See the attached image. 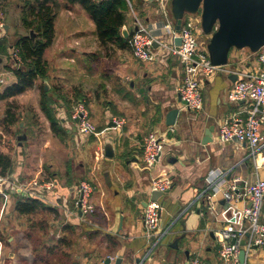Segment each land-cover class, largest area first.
<instances>
[{"label":"crops","instance_id":"0c3cea01","mask_svg":"<svg viewBox=\"0 0 264 264\" xmlns=\"http://www.w3.org/2000/svg\"><path fill=\"white\" fill-rule=\"evenodd\" d=\"M59 2L61 7L55 19V37L46 48L44 57L47 62L56 65L51 72L59 69V73H65L64 69L70 70L78 79L63 80L56 77L51 80L47 73L46 77L37 78L33 87L40 85L42 89L40 109L42 91L45 89L48 92L57 115L59 111L64 115L59 117L68 134L64 140L57 136L42 111L49 121L50 132L62 142V149L55 150L46 141L37 150V140L35 146L23 142L6 148L0 139V154L7 155L10 160L5 174L20 182L52 180L55 183L48 193L37 197L48 208H40L31 214L21 213L16 205L23 197H35L22 195L10 188L0 191V264H107L108 257L111 258L109 264H115L118 257L123 259L121 264H136L151 249L144 234V208L151 196V180L166 174L172 177L173 185L163 197L166 210L161 225L162 228L171 226L172 232L150 252L144 264H187L189 259L198 256L200 252L204 253L203 257L199 255L204 264H228L219 257L221 242L215 231L243 225L241 213L248 203L244 195L245 186L258 178H264V162L257 170L247 144L236 140L220 142L215 137L226 118L247 116L251 101L230 102L228 93L239 80L235 73L237 70L264 69V62L259 60L264 47L257 52L248 47H232L224 71L202 82L203 108L200 111H189L180 99L179 86L184 71L178 59L167 62L141 61L135 57L131 43L129 49L110 44L108 46H113L116 57L130 52L131 57L123 59L120 69L131 67L128 71L124 68L122 75L116 74L120 70L117 66L110 65L112 67L109 69H103L108 58L104 53L105 46L99 42L97 33L87 34L78 24V13L84 8L79 3ZM131 4L124 25L130 33L135 30V20L140 16L134 4ZM21 5L22 0H3L0 4V16L5 18L11 15L10 22L22 26L16 33L18 39L26 35L24 28L27 29L22 24ZM139 18L156 33L167 35L168 31L163 28L164 19L159 18L157 13ZM10 22L6 23V34L12 33ZM0 36L6 40L4 35ZM203 39L209 42L210 35H203ZM11 46L5 52H0V71H9V81L4 88L17 80L15 69L11 66ZM133 61L140 64L131 65ZM69 62L74 65L69 66ZM106 70L111 72L110 77L112 74L116 77L117 87L110 90L112 98L102 103L98 101L102 112L96 121L100 125L99 131L106 129L109 134H91L81 144L74 127L66 124L65 115L70 116L72 110L70 98L74 92L84 97L88 90V80L100 78V73ZM13 77L15 80L10 82ZM20 94L0 97V104ZM79 100H84L89 108L86 99ZM176 107L180 108L174 123L176 129L169 133L165 152L159 161L152 168H147L142 160L144 138L151 130L163 132L168 126L174 125L167 124L166 118L168 112ZM95 110L97 107L94 113ZM117 117L125 119L121 128L110 126ZM5 119L4 123L11 128V137L13 125L17 121L9 124ZM210 125H215L213 140L204 144L205 131ZM262 133L264 138V124ZM1 135L4 133L1 132ZM109 136L113 137L114 158H107L104 154V141ZM32 151L34 157L31 158L29 155ZM59 151L62 153V166ZM212 169L221 170L222 175L217 177L213 185H208L206 176ZM106 173L111 184L107 181ZM83 175H89L94 180L91 198L95 211L91 215H82L74 203ZM206 190L211 193L210 198ZM224 199L225 202H222ZM40 211H44L46 216L32 221ZM42 228L44 234L50 231L55 237L43 242L48 255L38 257L32 240L34 229ZM71 235H75V238ZM175 243L178 247L170 246ZM59 250L62 258L51 259ZM152 253L154 256L150 260ZM257 256L258 253L252 259L253 264H264V253ZM246 261L250 263L248 256Z\"/></svg>","mask_w":264,"mask_h":264},{"label":"built area","instance_id":"2783aa9c","mask_svg":"<svg viewBox=\"0 0 264 264\" xmlns=\"http://www.w3.org/2000/svg\"><path fill=\"white\" fill-rule=\"evenodd\" d=\"M162 5L163 14L166 17L163 21V28L167 35L172 36V43L160 39L161 34L156 33L147 23L139 17L135 20L133 35L130 43L136 58L141 61H169L178 59L183 66V79L179 86V94L184 102L185 109L189 111H200L203 108L202 82L211 78L216 73L224 71V65L214 64L208 49V41L203 40L201 45L196 32V24L193 19L183 18L180 32L175 30V20L169 19L165 4L172 0H156ZM129 4L131 1L128 0ZM6 23L0 16V34L6 32ZM163 31V30H162ZM181 37V43L176 44L175 38ZM157 43V44H156ZM156 44V45H155ZM164 47L166 50L160 59L153 52L154 48ZM12 69L21 67L24 60L21 49L17 45L10 47ZM259 60L264 62V52L259 54ZM239 80L228 93V101L240 102L250 100L251 108L246 117L239 115L226 118L219 126L216 139L220 142H230L237 138L238 142H244L250 148V155L254 159L255 168L258 170L264 162V138L262 126L264 124V69L251 71L241 69L235 72ZM9 81V71H0V92ZM70 117L77 122L80 134L89 136L100 134L97 125L93 122L89 108L84 100H79L71 111ZM115 127L121 128L125 119L114 118ZM175 124L168 126L163 132L151 130L144 138L143 163L145 167L152 168L165 152L168 135L175 131ZM101 150L103 147L101 146ZM222 171L212 169L206 176L208 185H213ZM173 179L170 175H159L153 177L150 184V193L160 191L161 198L149 199L144 208L145 237L150 243V252L166 238L172 231L171 226L162 228V215L166 210L164 195L172 188ZM55 186L52 180L20 182L10 175L3 174L0 170V191L12 189L22 195L30 197H42L43 194ZM94 187L89 181H81L78 186V194L75 198L76 208L84 214H92L95 211L92 202ZM210 198L212 195L205 191ZM229 194V193H228ZM244 195L248 203L243 208L241 217L243 225L239 228L225 227L215 231L216 237L221 242L219 257L228 264H247V256L255 245L264 247V178H258L250 185L245 186ZM234 240V242H233ZM244 240L245 244L241 245ZM245 249V263L240 261V251ZM139 260L136 264H144L150 255ZM187 264H204L199 256L189 259Z\"/></svg>","mask_w":264,"mask_h":264},{"label":"rangeland","instance_id":"374dc122","mask_svg":"<svg viewBox=\"0 0 264 264\" xmlns=\"http://www.w3.org/2000/svg\"><path fill=\"white\" fill-rule=\"evenodd\" d=\"M132 3L135 6L136 12L138 15H140L141 17H144V15H149L153 12L158 14V17L161 19H166V17L163 14V9H162V5L157 2L156 0H131ZM23 2V0H22ZM167 13L169 15V19L173 22L175 20L174 15H173V11H172V1L168 2L165 4ZM0 10H2V8H0ZM82 12L78 13V24L79 27H81L87 34H94L96 33V25L94 23V21L92 20V18L90 17V15L84 10H81ZM139 16V17H140ZM185 18H189V19H193L195 24H196V32L199 36L201 45H203V35H205L206 33L202 30V9L200 8L198 11L196 12H187L185 13ZM4 22H10L12 21L11 19V15L9 17L5 16V18H3ZM12 25V30H11V34L6 32L4 33V31H2L1 35H4L3 38H5V43L7 45V47H9V45H16V41L19 38L18 35L16 34L18 32V28L22 27L19 26L18 24H15L13 22H10ZM14 28V29H13ZM24 31L26 34H29L30 31L28 29L24 28ZM208 35V34H206ZM21 36V35H20ZM161 40L168 42V43H172V36L171 35H165V36H161L160 37ZM166 49L164 47H158V48H154L153 52L155 53V55L158 57V59H160L161 55L163 54V52ZM50 51V50H49ZM48 51V52H49ZM104 53L106 54V56L108 57L107 60H105V64L103 65V69H106L108 67H112V66H117L118 69H120L122 67L123 64V59L126 58H130V52H124V54L120 57H116V54L113 51V46H107L105 47V51ZM48 54V53H47ZM45 58V57H44ZM160 61V60H158ZM176 61V59H175ZM11 61L9 60V63ZM149 62H153V61H149ZM49 66L47 70L48 73V77L49 79L53 80L56 77H61L63 80H77L78 76L75 75V73H73L70 70H65V73H59V69L56 72H51L54 68H56L55 63L52 62H48ZM140 64L137 61H133L131 65L133 64ZM0 63V68L1 67ZM12 64V63H11ZM24 65V64H23ZM22 65V66H23ZM69 66H73L74 63L73 62H69L68 63ZM112 65V66H110ZM226 66V65H224ZM106 67V68H105ZM131 66H124L122 69L118 70L116 72V74L118 75H122L123 74V70L125 68V71H128L129 68ZM106 72H108L107 74L111 73L109 72V70H106ZM104 71H102V73H100V78H92L89 79L87 83H89L87 85L88 90L86 92V94L84 95V97H80L79 95H75V92L72 95V98H70V106L71 109H73V106L79 101V99H86L88 102V106L91 112V117L93 122L97 125V129L99 130V124L96 121V117L100 116V113L102 112L101 110V105L98 104V101L100 103H102L103 101L106 102L107 100H109L110 98L113 97L112 94H110V90L117 87L116 85V77L113 76L110 77L111 75H106ZM42 78V77H39ZM15 80V77H13L10 82H13ZM43 80H41L40 82L43 84L42 82ZM8 87V86H7ZM5 89V88H4ZM4 89L0 92L2 93L4 91ZM41 86L38 85L35 88H29L26 91H24L23 93H21L19 96H17L16 98H13L12 100H5L3 102V104H0V133L3 132L4 135H1L0 139L2 141V145H5L6 148L9 147H15L17 145V143H21L23 144V142H29L31 145L33 144L35 146V140H37V142H39V146H37V150L39 149L40 145H42L44 142L49 141L51 143V145L54 147L55 150L62 149V142L54 135L52 134V132H50V125H49V121L47 120L46 116L44 115V113L42 112V110L40 109V94H41ZM73 91V90H72ZM71 91V92H72ZM98 93V97H97V93ZM58 107H61L58 105ZM57 107V108H58ZM97 107V111L95 110L94 113V108ZM56 108V107H55ZM8 109L10 111H8ZM57 110V109H56ZM72 111V110H71ZM7 112L12 113L14 115H16L17 117V123L15 125H13V131H12V135L10 137L11 134V128L10 126H8L7 124L4 123V119L5 116H7ZM93 112V113H92ZM59 116H63L62 111H59ZM97 114V115H96ZM60 116V117H61ZM66 120V124L70 125L71 127H74L75 132L77 134V136L81 139V144H83V142L87 141V136L82 135L79 133L78 128H77V122L74 121V119H72L70 116H66L65 115ZM2 121V122H1ZM117 128V127H115ZM100 135L102 136H107V134H109V131L104 129L103 131H100ZM42 142H40V140H42ZM18 144V145H19ZM74 144V143H73ZM1 145V146H2ZM29 147L26 148V151L28 150ZM31 151V149H30ZM28 152V151H27ZM94 152V150H93ZM29 153V152H28ZM32 154H30L29 156L32 158L34 157V153L33 151L30 152ZM58 156H59V161H61V166H62V153L59 151L58 152ZM48 163V162H46ZM44 174V173H43ZM83 179L80 180L81 181H89L92 183V185L94 184V180H92L89 175H83ZM42 179V178H40ZM46 193H48L46 191ZM91 215V214H88ZM45 212L44 211H40L39 213H37L32 219V221H34V219H43L45 217ZM41 228V227H40ZM46 230V229H45ZM49 235V237H47ZM72 237L75 238V235H71ZM50 237H55V235L51 234V232L49 231V234H44V229H34V234H33V238L34 240H32L33 243V249L36 253V255H48L47 249L44 246L43 242H46L48 238ZM43 244V245H42ZM89 249H91V247H89ZM258 253V256L262 253H264V247L263 246H258L257 248H253L251 249L249 255H248V260H250L249 264H253L252 259L255 258V255ZM200 256L203 257L204 253H199ZM198 255V256H199ZM62 252L61 250H59L57 252L56 255L51 256L50 258L52 259H61L62 258ZM257 256V257H258ZM37 257V258H38Z\"/></svg>","mask_w":264,"mask_h":264},{"label":"trees","instance_id":"16d2710c","mask_svg":"<svg viewBox=\"0 0 264 264\" xmlns=\"http://www.w3.org/2000/svg\"><path fill=\"white\" fill-rule=\"evenodd\" d=\"M3 0H0L2 4ZM67 4L79 3L89 13L96 25V33L99 42L103 46L114 45L121 49L130 48V39L122 34L123 26L127 23L131 10L128 0H64ZM131 1V0H130ZM132 2V1H131ZM59 0H23L21 5L22 24L35 33V39L29 34L21 36L16 41L20 47L24 65L15 69L16 82L5 88L0 97L8 98L24 92L35 85L37 78L46 77L48 62L44 58V52L50 46L55 37V19L60 8ZM7 45L0 36V52H5ZM41 109L50 121L53 132L61 139L68 134L62 126L61 118L53 107V100L48 92L43 89L41 97ZM8 111H10L8 109ZM5 121L14 124L16 115L7 112ZM9 157L0 154V168L6 173ZM17 209L21 213L31 214L38 209H47L46 204L38 198H21L17 203Z\"/></svg>","mask_w":264,"mask_h":264},{"label":"water","instance_id":"95a60500","mask_svg":"<svg viewBox=\"0 0 264 264\" xmlns=\"http://www.w3.org/2000/svg\"><path fill=\"white\" fill-rule=\"evenodd\" d=\"M200 8L202 9L203 31L210 35L208 49L214 64L226 65L232 47L240 49L248 47L253 52L264 47V0H172L176 32L181 30L185 13L196 12ZM122 34L125 38L129 37L130 31L127 27H123ZM30 35L35 39L33 31H30ZM175 43H181L180 36L175 38ZM179 112L180 108L178 107L171 109L167 114L166 123L174 124ZM110 126H115V122L112 121ZM214 131L215 125H210L206 129L204 144L213 140ZM234 140L238 141L237 138ZM104 154L107 158H114L115 156L113 137L111 136L104 141ZM106 177L111 184L108 173H106ZM150 195V199L156 200L161 198L163 193L152 191ZM222 202H225V199ZM244 244L245 241L242 240L241 245ZM170 246L178 247L177 243L170 244ZM257 247L255 245L253 248ZM245 255V249H241L239 257L242 263H245ZM153 256L152 253L149 259L152 260ZM122 260V257H118L115 264H121ZM110 262L111 258L108 257L106 263L109 264ZM205 264H209V262Z\"/></svg>","mask_w":264,"mask_h":264}]
</instances>
